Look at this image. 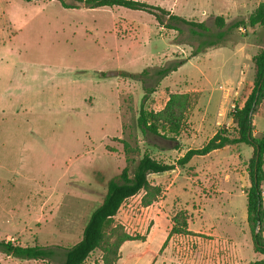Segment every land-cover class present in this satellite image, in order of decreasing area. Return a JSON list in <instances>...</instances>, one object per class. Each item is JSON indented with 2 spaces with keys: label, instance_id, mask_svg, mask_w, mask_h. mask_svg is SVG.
<instances>
[{
  "label": "rangeland",
  "instance_id": "obj_1",
  "mask_svg": "<svg viewBox=\"0 0 264 264\" xmlns=\"http://www.w3.org/2000/svg\"><path fill=\"white\" fill-rule=\"evenodd\" d=\"M137 1L166 13L156 12L157 18L125 7L0 0V241L52 251L44 260L0 251V264H63L66 250L81 239L102 203L108 181L118 179L129 165L124 141L139 148L137 161L149 154L176 164L220 128L234 127L232 98H239L254 76L253 62L241 53L260 51L264 27L231 25L264 0ZM217 16L224 17L223 28L217 26ZM192 91L199 93V101L180 135H154L138 126L141 106L159 111L171 93ZM253 125L256 136L264 134V103ZM251 151L245 144L226 147L211 159L197 156L185 168L150 175L164 191L162 183L177 177L166 193L169 217L183 209L196 217L204 205L205 228L216 225V232L169 237L161 224L148 242L142 241L150 226L140 193L115 218L130 234L142 237L122 245L118 264H153L162 248L163 257L188 254L192 261L201 255L214 261L223 257V264L261 259L253 248L244 195L250 186ZM129 169L132 175L135 164ZM222 176L232 178L225 188L233 196L217 201L212 193H203L208 186L199 182ZM200 226L199 220L191 225ZM84 264H102L101 252L94 251Z\"/></svg>",
  "mask_w": 264,
  "mask_h": 264
},
{
  "label": "trees",
  "instance_id": "obj_2",
  "mask_svg": "<svg viewBox=\"0 0 264 264\" xmlns=\"http://www.w3.org/2000/svg\"><path fill=\"white\" fill-rule=\"evenodd\" d=\"M27 2L39 0H25ZM65 8H77L79 3H84L91 9L101 7H125L133 10H144L157 14L166 13L165 10L147 5L137 0H58ZM193 26L204 28L203 23H194L183 18L170 16ZM217 26L223 28L225 19L217 16ZM264 27V1L249 14L247 18H240L231 27ZM216 43H210L214 45ZM254 76L247 81L242 89L241 96L234 101V110L229 117L234 127L227 130L220 128L209 141L198 149H189L176 164H170L144 154L138 161L135 159L139 148L130 142L124 141L126 161L129 165L135 164L131 175L129 165L123 168L118 179H110L107 192L102 203L92 212L86 223L81 239L65 252L63 264H84L94 251L102 254V264H118L121 256V247L127 241L141 239V236L130 234L126 227L116 221L123 204L130 198L143 193L141 204L148 207L160 200L164 190L161 185H156L149 179L152 174H165L185 166L196 156H205L211 152L229 146L241 144L252 147L253 154L247 164L250 186L246 189L247 223L252 235L253 248L262 256L261 259L248 264H264V134L255 136L253 118L261 110L264 103V46L252 57ZM199 93L196 91L185 93H171L164 107L159 111L148 110L141 106L137 119L138 126L143 132L154 135L171 134L176 137L187 129V119L190 110L198 104ZM173 137V138H174ZM190 215L187 210H179L172 218V235H188ZM1 252L8 256L26 260H44L52 255V251L38 245L21 246L12 242L0 241Z\"/></svg>",
  "mask_w": 264,
  "mask_h": 264
},
{
  "label": "crops",
  "instance_id": "obj_3",
  "mask_svg": "<svg viewBox=\"0 0 264 264\" xmlns=\"http://www.w3.org/2000/svg\"><path fill=\"white\" fill-rule=\"evenodd\" d=\"M241 54L243 55L244 58H246V59L249 58V60H251V61H252V57L254 56L253 53H241ZM232 102H234V97L232 98ZM222 116H224V114ZM0 122H1V119H0ZM256 133L257 132L254 131V135L255 136L257 135ZM229 147H232V146H229ZM217 152H218V150H215V151L211 152L208 155L198 156V157H202V158H205V159L206 158L207 159H211L212 154H216ZM252 153H253V149H252V151L250 153V156L252 155ZM226 159H227L226 157L222 158V160H225V161H226ZM239 159L241 160L240 156H239ZM211 169L212 170L215 169V166L212 165ZM231 180H232V178H230L228 176L227 177H223L222 176V177H217V178H215V177H205L204 180H202V182H199V184L200 185L203 184V185L208 186V188H203V190H202L203 193L204 194L212 193L213 196L216 197L217 201H218V198H221L223 196L227 197V199L231 198L233 196L232 191H230V190L225 188L228 184H230ZM176 182H177V177H175L174 179L173 178L170 179L168 182L162 183V185H164L166 187V189L164 191L163 196L160 198V200L154 202L152 205H150L148 207H143V213H144V216H145V220H148L150 228L148 229L146 238L144 240H142V241L148 242L152 238V236L155 234V232L158 229H160V225L161 224L163 225L166 234L169 236V232H170V230L172 228V218L168 216V212L165 209V206L167 205L166 202H165V198H166V193L169 192L170 190H172V188L176 184ZM193 182H194V180H193ZM238 182L240 183V186H241L240 180ZM262 190H263V200H264V187H262ZM241 192H242V194H244L243 191H241ZM226 203H228V202H226ZM208 206H211V205H208ZM212 207H213V205L211 206V208ZM184 210H187V209H184ZM187 211H188V213L190 215V221H189V227H188V230L190 231V234L194 233V234L211 235V233H215L216 232L215 231V226L216 225L215 226L212 225L213 227L211 229L205 228V222H206L205 220H209V219L206 217L207 212L205 211L204 205L198 206V211H197L198 215L196 217L189 210H187ZM232 218L233 217L230 216L229 221H231ZM198 220L201 222L202 226L192 228L191 225L194 222L198 221ZM167 241H168V239H166V242ZM166 242L164 243V246L166 245ZM185 248H188V247H185ZM162 249H161L159 255H157L155 257V260H154L153 264H195V262H196V264L197 263L198 264H211V263L212 264H223L225 262L223 257L220 258L218 256H217V258L214 257L215 261L214 260H210V258L209 259H205L206 258L205 255L204 256L201 255L199 257L200 259L198 258V259L193 260V261L190 260L189 257H187L188 254H186V257H183V255L181 257V256H175V254L171 253L168 256L163 257L162 253H164V250L162 251ZM233 250H236V245H233ZM173 255L175 257H173ZM158 258H161V259L158 260Z\"/></svg>",
  "mask_w": 264,
  "mask_h": 264
},
{
  "label": "built area",
  "instance_id": "obj_4",
  "mask_svg": "<svg viewBox=\"0 0 264 264\" xmlns=\"http://www.w3.org/2000/svg\"><path fill=\"white\" fill-rule=\"evenodd\" d=\"M9 242H12V241H9ZM13 243V242H12Z\"/></svg>",
  "mask_w": 264,
  "mask_h": 264
}]
</instances>
